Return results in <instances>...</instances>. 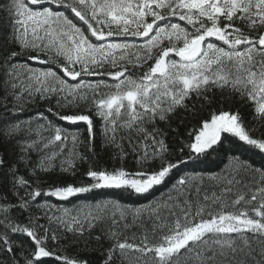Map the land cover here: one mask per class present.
Masks as SVG:
<instances>
[{
    "label": "snow or ice",
    "instance_id": "snow-or-ice-1",
    "mask_svg": "<svg viewBox=\"0 0 264 264\" xmlns=\"http://www.w3.org/2000/svg\"><path fill=\"white\" fill-rule=\"evenodd\" d=\"M2 10L6 17L0 20V70L4 75L2 84L6 86L5 95L13 97V106L9 109L13 115L18 116L24 104L34 102L37 96L41 100L49 99L51 93L64 92L65 99L74 97L85 100L89 93H79L78 90L87 88L91 94L88 111H94V115L104 121L106 142H116L118 127L143 134L138 142L142 154L137 161L142 170L129 173L122 167L111 172L90 169L87 176L92 182L88 185L48 189L41 187L38 172L53 169V162L63 151L64 141L68 137L62 136L59 127H53L54 136L47 138L40 148H36V145L45 138L39 137V133V139L17 141L20 151L24 153L20 161L29 168V175L35 179L29 181L18 174L15 164L7 165L15 200L0 203V251L13 253V244L16 242L10 239L12 234H26L32 242L28 249L21 248L22 262L13 256V264H44L42 258L48 257L62 261V264H87V261L60 256L49 248L47 241H56L57 237L54 233L49 236L45 225L38 223L41 217L33 216L30 212L33 206H40L37 198L48 196L66 199L102 188H126L137 194L148 193L154 186L161 185L173 169L204 155H212L224 149L226 144L233 143L229 136L222 134H231L238 138V143L243 142L245 146L264 153V136H252L244 127L238 111H213L209 119L201 120L199 126L189 132V142L184 146L189 150L185 154L187 160L185 155H181L175 161L163 160L159 169L148 171L143 168L150 159H163L168 151L161 138L162 132L156 128L157 120L166 121L168 114L174 112L177 106L187 109L188 105L184 101L193 94L197 99L210 103L206 95L208 91L214 87L226 89L238 94L241 101L251 103L256 118L264 120V31H261L264 29V0H10ZM147 17L152 18L150 22ZM173 17L177 19L173 20ZM74 18H78L86 27L78 26ZM237 21L242 22L243 27ZM180 22L185 23L182 26ZM244 28L257 34L249 35ZM93 37L102 43H95ZM113 37L125 39L118 42L110 39ZM128 37L147 40L136 44L128 42ZM164 39L168 40V44L160 47L153 56L152 49L161 45ZM216 41L222 43L217 44ZM14 44L17 47H13ZM241 45L244 47L240 48ZM130 49L135 50L131 53L133 58L126 59ZM25 50H29L27 59L36 60L40 64L54 63L63 75L52 69L41 70L20 63L17 57L23 55ZM173 53L179 57V61L169 59ZM41 55L47 59H40ZM148 60L153 63L138 78L132 74L126 75L129 64L133 68H143ZM121 61L124 63L121 64ZM104 63L118 70L100 71ZM82 74L108 76L115 83L99 81L94 85H73L64 79L70 77L77 80ZM17 88L19 92L15 91ZM4 106L7 107L6 102ZM121 115L125 119L118 125ZM40 119L51 126V122L42 113ZM60 119L71 123L85 122L91 139L93 120L89 115H64ZM148 124L153 126L151 130L145 127ZM20 131L22 123L16 120L0 129V134L6 140H12ZM28 131L32 129L29 127ZM76 139L72 137L74 143ZM55 142L60 144L50 152H43ZM129 143H132L131 139ZM116 146L122 148L120 144ZM33 149L43 154L34 167H29L27 153ZM136 150L137 146L133 145V151ZM179 151L183 153L184 148L181 147ZM124 155L121 151V160ZM233 159L238 157L233 156ZM5 165L6 157L0 155V169ZM74 167V162L65 161L61 163L60 170L67 172ZM241 168L258 173L262 182L249 199H245L243 192H237L229 204L225 196L241 183L237 178L240 168H234L224 179L225 186L220 196L215 193L211 197L204 196L205 201L220 203V209L215 211L199 201L195 202L194 207L193 202L187 199V186L191 181L187 177H180L173 185L175 195L170 194L167 198L173 204L163 201L152 207V214L160 221L154 224L152 237L145 233L137 241L135 235L127 237L122 232L109 229L107 236L112 243L106 249L103 264H114V261H119V264H189L194 258L197 264H209L210 261H216L217 255L227 257L225 249L235 253L238 250L233 247L236 239L243 240L250 254L252 249L249 240L243 235L246 232L253 233L259 240L262 245L261 255L264 256V169H253L248 164H241ZM196 191L199 194V188ZM182 196L184 200L181 205L179 199ZM2 198L7 200L6 196ZM253 201L257 203L253 205ZM241 202L243 206L236 208ZM177 207L180 208L179 215L169 212L174 217L171 222L159 215L160 208ZM228 207L234 211H224ZM14 208L21 213H28V224L9 215ZM250 212L254 215H249ZM90 215L86 214L83 220L78 216L71 218L72 224L79 225L76 231L80 235L85 231V223L90 230L101 219L96 216L89 219ZM45 216L52 219L47 212ZM112 217V224H118L115 213H112ZM123 217L121 213L120 219ZM38 228L44 229L42 235L38 234ZM67 230L73 231L71 227ZM230 233L240 235L236 238L218 235ZM207 234L213 235L205 239ZM209 242L219 247H204ZM209 250L213 252L212 256L204 254ZM244 250L239 249L241 252ZM24 251H28L29 255L24 256ZM217 264H227V261Z\"/></svg>",
    "mask_w": 264,
    "mask_h": 264
},
{
    "label": "trees",
    "instance_id": "trees-1",
    "mask_svg": "<svg viewBox=\"0 0 264 264\" xmlns=\"http://www.w3.org/2000/svg\"><path fill=\"white\" fill-rule=\"evenodd\" d=\"M10 0H0V20H4L6 13L2 10L5 5H7ZM72 18V17H70ZM148 21H151V17H147ZM177 18L173 17V20ZM74 23L78 26L86 27L83 22L79 21L78 18H74ZM163 23V22H161ZM182 26L185 22H180ZM238 25H242V22L237 21ZM134 26V25H133ZM115 27V25H113ZM244 31L248 32L249 35H256L255 31L244 28ZM264 31V29H261ZM31 38V36H29ZM115 38L118 42H123L125 38ZM128 42L141 44L147 38H136L128 37ZM92 40L96 43L95 37ZM143 40V41H142ZM217 44H220L216 41ZM168 42H164L161 45L154 47L152 49V54H155L160 50V47L166 46ZM17 47V45H13ZM243 48L244 45L239 46ZM129 55L126 59H132V52L135 50H128ZM29 50H25L24 54L17 57V60L22 64H27L34 68H39L41 70L52 69L57 71L60 75L62 72L56 67L54 63L40 64L36 60H29L27 56ZM35 55V52L31 53ZM120 53L117 52L116 55ZM40 59H47L44 55H41ZM62 59V58H61ZM124 62L121 61V64ZM153 63L152 60H148L147 64L143 68H133L130 64L128 65V72L126 75L132 74L134 78H138L144 69ZM79 65L77 66V68ZM96 67V66H90ZM118 69L112 68L109 65H105L100 71H116ZM25 82L27 83L26 74ZM64 79L70 84H77L80 81H85L87 83L96 84L99 81H108L109 83H114L108 76L99 75H85L82 74L79 81H71L67 77ZM123 79V78H122ZM4 80L3 71L0 70V129L6 127L7 125L20 120L22 123V131H20L12 140H6L2 134H0V155L6 157V165L4 168L0 169V203H8L15 200L12 196V185L10 182V173L8 171L7 165L15 164L17 167V172L19 175H23L25 179L33 181L35 178L29 175V168L25 167L20 161V156L24 155L20 151V147L17 141L24 140H36L39 137H44L40 144L36 145V148H40L41 144L46 142L47 138L54 136L53 127H59L61 129L62 136H67L68 139L64 141L63 151L55 159L54 167L52 170L47 172H38L39 180L41 182V187L48 189L54 187H64L68 185L72 186H83L91 183V178L87 176L88 171L95 170H107L109 172L124 168L127 172H136L142 170L137 164L140 160L142 154V149L139 147V138L143 134H138L135 131L125 128L118 127L116 132V142H106L104 129V121L94 115V111H88V107L91 103V94L89 89H79V93H89L87 99L80 100L74 97H67L65 99L66 93L57 92L51 93L49 99L41 100L37 96L34 102L26 103L23 106V111L17 115L9 110L13 106L12 95H5V87L2 84ZM35 86V85H33ZM11 91V90H9ZM19 92L20 89L15 90ZM107 91V89H104ZM26 95V94H25ZM206 95L210 99V103L203 99H197L193 94L191 98L184 101L188 105V108L177 106L175 111L168 114V119L166 121L157 120L156 128L160 129L162 132V139L167 145L168 151L164 154L163 159L156 157L150 159L147 164L143 165V168L152 171L159 169L163 160L175 161L181 155H185L189 150L184 147L189 142V132L193 127H198L199 123L203 119H209L210 114L215 111L217 113L221 111L229 112H239L240 118L243 122L244 127L250 131V134L254 137L264 136V120L256 118V114L251 103H245L239 99L238 94L230 93L226 89H220L217 87L212 88L208 91ZM59 100V105L57 101ZM5 102L7 107H5ZM203 105V107H201ZM51 108L52 111L49 112L48 109ZM47 117V120L51 122V126L42 119H40V114ZM75 114H86L89 115L93 120L92 125V136L89 139V132L87 130V124L83 121L76 123H71L66 120L60 119V116L64 115H75ZM125 117L121 115L117 121L119 125L124 121ZM31 122L30 125L28 122ZM43 125V127H38ZM32 131L29 132L28 128ZM148 130L152 129V125H145ZM39 133V137L38 134ZM111 135V133H109ZM227 135L229 139L233 141L232 144H226L224 149H220L218 152L212 155H204L198 159H193L188 161L186 164L181 165L178 169H173L166 177L165 181L159 185L154 186L148 193L137 194L134 190L126 188H102L93 189L88 193H82L72 196L67 200L59 201L54 197L42 196L37 198L39 200L40 206H33L30 208V212L33 216H39L41 219L38 221L39 224L45 225L48 230V235L51 236L53 233L56 235L57 240L52 241L49 239L47 244L49 248L56 251L60 256H66L70 259H75L77 261H87V264H103L105 258L106 249L110 246L112 241L108 238L107 232L109 229H113L122 232L124 236L132 237L135 235L137 241L140 236L147 233L151 238L153 235L154 224L160 223L156 220L155 215L152 214V207L167 201L169 205L173 204V201H168V196L175 195L173 191V185L176 180L180 177H187L191 184L187 186L188 196L187 199L193 202L195 207V202L199 201L201 204L208 205L210 210H219L220 203L212 204L211 200L205 201L203 198L205 195L211 197L213 193L217 196L222 194V189L224 185V179L229 176L234 168H240L238 179L241 183L235 185L234 191L225 194L228 202L230 204L231 199H234L237 192H243L245 194V199H249L250 196L256 192L262 184L260 176L258 173L252 171H246L241 168V164L251 165L253 169H264V153L254 150L249 146H245L243 142H237L238 138ZM75 136L76 142L74 143L72 137ZM129 139L132 143H129ZM60 142H55L50 144L48 149H44L43 152H50L59 145ZM116 144H120L122 148L117 147ZM133 145L137 146V150L133 151ZM183 147L184 152L181 153L179 149ZM123 151L124 158L121 160L120 153ZM43 152H38L36 150H29L27 156L29 158V167H34ZM233 156L238 157V159H233ZM187 160V156L185 155ZM65 161H72L75 167L67 172H62L60 170L61 163ZM67 167V164H64ZM215 178V179H213ZM248 185V187H245ZM182 188L185 186H181ZM199 188V194H197L196 189ZM259 195V194H258ZM6 196L7 200L2 197ZM184 197H180L179 203L183 204ZM222 202V201H221ZM253 201L252 204H256ZM50 206V207H48ZM243 206L236 205V208ZM175 212L177 215L180 214V208H160L159 215L161 218H166L171 222L174 217L169 215V212ZM224 211H234L232 207L225 208ZM47 212L48 216L52 219L49 220L45 216ZM91 214V217L96 216L101 219L96 223V226L88 230L87 223H85V231L83 235H80L76 229L79 225L72 224L71 218L74 216L80 217L81 220L84 219L86 214ZM112 213H115V218L119 220L116 225L112 224ZM121 213L124 214L123 219H120ZM139 213L138 216L135 214ZM10 216L16 218L19 222L23 224H28V213H21L19 209H11ZM249 215H254L249 213ZM135 220V223L133 222ZM127 224L128 227L125 228L124 225ZM68 227H71L73 231H68ZM2 230V229H0ZM39 235L44 233V229H37ZM229 235L236 238L240 234L230 233V234H220L219 236ZM249 240V245L252 249L250 254L248 253V248L244 245L243 240L236 239L233 247L238 250L233 253L230 249H225L228 252L227 257L216 256L215 262H209V264H217L220 261H227V264H261L264 261V256L261 255L262 245L259 240L251 232H246L243 234ZM121 237V239L124 238ZM96 237H100L99 240ZM159 238V232L156 233V239ZM10 239L15 241L13 244V253L9 254L6 251H0V264H13V256L17 260L22 262L23 256L21 255V248L28 249L31 246V238L27 237L26 234H12ZM129 242H132L131 240ZM19 245V247H17ZM209 249L218 248L219 245L212 244L206 245ZM240 248H244L243 252L239 251ZM206 256H212L213 252L211 250L204 253ZM24 256L29 255L28 251H24ZM151 255V253H149ZM235 259H232V258ZM44 264H62V261H57L52 257L42 258ZM114 264H119V261H114ZM189 264H197L195 258L189 262Z\"/></svg>",
    "mask_w": 264,
    "mask_h": 264
},
{
    "label": "rangeland",
    "instance_id": "rangeland-1",
    "mask_svg": "<svg viewBox=\"0 0 264 264\" xmlns=\"http://www.w3.org/2000/svg\"><path fill=\"white\" fill-rule=\"evenodd\" d=\"M211 39H214V38H211ZM164 41V40H163ZM219 42V41H218ZM219 43H222V42H219ZM225 48H227V46L225 45L224 46ZM171 58H174V59H176L177 61H179V57H176L175 55H174V53L173 54H170V57H169V59H171ZM84 83V82H83ZM115 83V82H114ZM84 89H87V88H83V90ZM223 135V134H222ZM211 235H213V234H207L206 236H205V239H207L208 238V236H211ZM218 235H220V234H218Z\"/></svg>",
    "mask_w": 264,
    "mask_h": 264
},
{
    "label": "water",
    "instance_id": "water-1",
    "mask_svg": "<svg viewBox=\"0 0 264 264\" xmlns=\"http://www.w3.org/2000/svg\"><path fill=\"white\" fill-rule=\"evenodd\" d=\"M56 199H58V200H65V199H59V198H57V197H55ZM68 198H70V197H68ZM68 198H66V199H68Z\"/></svg>",
    "mask_w": 264,
    "mask_h": 264
}]
</instances>
